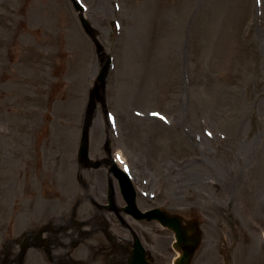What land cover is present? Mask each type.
I'll return each mask as SVG.
<instances>
[{"label":"rangeland","instance_id":"rangeland-1","mask_svg":"<svg viewBox=\"0 0 264 264\" xmlns=\"http://www.w3.org/2000/svg\"><path fill=\"white\" fill-rule=\"evenodd\" d=\"M79 2L113 62L91 157L109 141L158 207L200 221L192 264H264V0ZM102 67L71 0H0V264L81 198L73 168L61 184L51 167L28 207L19 174L30 153L41 174L37 153L74 156ZM154 225L174 264L173 232Z\"/></svg>","mask_w":264,"mask_h":264},{"label":"flooded vegetation","instance_id":"flooded-vegetation-1","mask_svg":"<svg viewBox=\"0 0 264 264\" xmlns=\"http://www.w3.org/2000/svg\"><path fill=\"white\" fill-rule=\"evenodd\" d=\"M55 159L56 181L59 183L65 166L76 165L72 177L78 183L82 196L72 210L60 211L61 218L66 221L65 226L59 227L60 220L55 223L57 217L51 216L53 220L39 228L42 243L35 249L38 253L33 255L38 262L43 259L49 264H128L135 242L139 239L149 251L151 264L171 263L168 249L156 246L158 231L155 221L136 219L126 211L128 204L121 178L109 160H103L98 168H94L79 162L73 164L72 159L62 152ZM83 203L90 204L92 209L80 210ZM136 203L142 211L156 208V203L139 194L136 195ZM73 227L76 233L68 236L67 231ZM35 234L33 230L28 234L30 241ZM69 239L71 242L64 244ZM76 250L84 252L79 260L73 257ZM60 251H63L68 263L59 259Z\"/></svg>","mask_w":264,"mask_h":264},{"label":"water","instance_id":"water-1","mask_svg":"<svg viewBox=\"0 0 264 264\" xmlns=\"http://www.w3.org/2000/svg\"><path fill=\"white\" fill-rule=\"evenodd\" d=\"M76 8L78 11H80V7L76 5ZM81 21L83 24V27L85 28L86 32L94 39H96V34L94 33V30L92 29L90 23L81 16ZM99 52L102 50V47L97 42ZM105 56V55H101ZM111 66V61L108 59L106 63L104 64L103 70L98 78V81L100 84L96 87V92L94 95H92V99L89 106L88 111V118L86 121V125L84 128V134L83 139L81 142V149H80V157L82 161H88V154H89V128L90 124L89 121L92 118V114L96 108V98L100 97V91L105 86V80L108 76L109 69ZM96 95V96H95ZM128 188L133 189L131 184L127 181ZM151 214L154 215L157 219H159L163 225L169 227L176 233L177 237V243L175 244V248L177 250H180V248H183L184 251L181 253V257L175 262V264H191L192 256L194 252L196 251L197 247L200 245L201 241V235L198 227L192 226L191 232L187 231L181 226V219L177 216H169L165 212H160L159 210L152 212ZM130 264H137V261L133 258L130 261Z\"/></svg>","mask_w":264,"mask_h":264},{"label":"bare ground","instance_id":"bare-ground-1","mask_svg":"<svg viewBox=\"0 0 264 264\" xmlns=\"http://www.w3.org/2000/svg\"><path fill=\"white\" fill-rule=\"evenodd\" d=\"M105 117L102 116V120L104 121ZM31 160V159H30ZM29 161V160H28ZM26 181H27V188H26V195H27V203H28V207H29V203H31V201L33 200V192L35 190V185L32 182V180L30 179V176H27L26 174ZM30 218L32 219V217L30 216Z\"/></svg>","mask_w":264,"mask_h":264}]
</instances>
